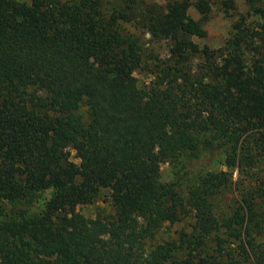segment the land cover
Listing matches in <instances>:
<instances>
[{"label": "trees", "instance_id": "16d2710c", "mask_svg": "<svg viewBox=\"0 0 264 264\" xmlns=\"http://www.w3.org/2000/svg\"><path fill=\"white\" fill-rule=\"evenodd\" d=\"M211 1L140 14L139 0H0V264H264L253 194L221 207L233 177L205 166L251 165L254 146L264 150V0H245L261 29L237 26L219 61L193 39L207 35ZM139 20L173 42L175 61L157 63L148 88L135 76L146 67L140 39L121 25ZM198 54L206 61L195 69ZM160 162L176 181H162ZM102 189L115 214L87 218L78 206ZM33 202L37 212L6 211ZM188 215L191 232L147 247L164 222Z\"/></svg>", "mask_w": 264, "mask_h": 264}, {"label": "rangeland", "instance_id": "374dc122", "mask_svg": "<svg viewBox=\"0 0 264 264\" xmlns=\"http://www.w3.org/2000/svg\"><path fill=\"white\" fill-rule=\"evenodd\" d=\"M30 1V0H24ZM105 5H109L112 1L114 3H120V0H102ZM196 1V0H191ZM168 0H139L138 8L140 14L147 12L150 8L164 6ZM212 9L209 17L204 22L205 28L207 30V35L203 38L193 37L194 41L204 47L207 45L210 49L215 50L217 56L216 60L219 61L220 49L227 48L229 44V39L239 31L238 27L247 28L250 31L258 29L260 31L261 27L258 23V18L251 12L249 5L245 0H235L233 8H226L222 4V0H212ZM189 13L195 19H201L202 15L195 7L194 4L189 9ZM140 19V18H139ZM122 28L125 32L133 33L138 36L143 49L144 65L146 67L139 68L135 72V76L138 79L140 87L148 88L151 86L155 79V74L153 69H157L156 64L161 61H175L172 59L171 46L172 41L162 40L155 41L151 34L147 32L144 27L142 20L139 21H129L123 22ZM248 60H250L251 55L247 54ZM193 66L197 69V65L204 63L206 61L203 55L198 54L191 59ZM80 111L87 114V106L84 103L80 108ZM252 136H260L255 130L252 132ZM255 142H253L254 144ZM264 144V143H263ZM254 162L247 166H237L235 168H230L225 164V161L221 158L208 159L205 161L207 164L205 166L209 167L210 170H227L231 173L233 177V184L231 190L227 191L221 199H219V204L221 207L230 203V201L236 197L239 193L250 192L256 199L257 205L260 209V219L264 224V150L262 147L254 146ZM216 154V152L214 153ZM213 155V154H212ZM71 159L77 163L80 159L76 156V151L72 150ZM161 171V179L163 182H173L176 181L178 176L174 172V169L169 162L159 163ZM208 169V168H207ZM189 184V178L185 177L181 180V183L176 184V188L183 194ZM38 195L49 199L51 196V190L39 191ZM38 204L33 202L31 205L20 203V204H8L6 211L19 214L21 209H27L32 207L31 213L34 211ZM78 211L84 214L87 218H101L107 219L115 214V208L112 203V198L110 197L109 189H102L100 194L97 196L96 200L91 204H83L78 206ZM194 218L191 215L185 216L179 221L170 222L166 221L158 229L156 234L147 240V247H151L153 244L164 241H173L180 239V234L182 231L191 232L192 224ZM257 241L264 247V232L262 235L257 236ZM214 240H212V245H215Z\"/></svg>", "mask_w": 264, "mask_h": 264}]
</instances>
